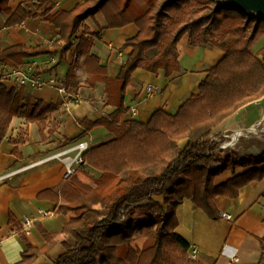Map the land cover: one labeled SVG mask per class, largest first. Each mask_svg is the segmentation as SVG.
<instances>
[{"label":"trees","instance_id":"16d2710c","mask_svg":"<svg viewBox=\"0 0 264 264\" xmlns=\"http://www.w3.org/2000/svg\"><path fill=\"white\" fill-rule=\"evenodd\" d=\"M8 1L0 0V12L8 15L6 26L38 17L57 28L59 38L49 45L15 44L0 49V65L17 67L25 58L43 54H57L58 61H63L82 18L92 9L101 12L109 27L134 23L138 28L125 40L124 46L131 50L113 78L90 53V39L81 35L75 45V54L84 55L86 83L95 87L103 82L105 104L114 109L93 121L78 120L83 132L64 138V142L79 138L96 125L104 126L114 138L87 148L82 153L85 166L76 167L60 187L64 203L58 211L65 217L61 229L64 251L49 264H200L187 256L188 244L174 230L178 202L187 198L208 217L216 218L219 214L213 198L217 194L236 196L238 188L264 175V151L244 157L221 154L213 140L217 125L264 95V46L256 53L250 51L257 32L264 29V19L216 6L213 0H144L145 9L136 0H83L70 10L53 13L50 5L45 8L48 0H40L34 11L19 5L11 11ZM184 34L190 44L218 46L224 51L200 81L198 92L182 102L174 114L157 109L145 123L120 122L131 73L136 68L154 73L163 70L168 77L178 71L176 43ZM150 48L157 50L147 57L145 52ZM72 77L70 65L64 87L72 84ZM57 106L41 100L30 104L25 101L22 85L7 88L0 82V142L13 116L23 117L26 125L35 123L44 141L54 131L47 119ZM26 135L27 127L12 143L25 142ZM180 140H186L183 146H179ZM13 152L20 155L17 149ZM247 165L259 167L214 184L217 174ZM155 195L162 196L165 208L152 199ZM151 208L164 215L157 222L144 223ZM262 222L264 225V217ZM145 227L150 229L149 244ZM44 236L46 247L36 249L26 242V250L14 264H31L52 242ZM67 236L73 239L72 245L64 241ZM259 244L257 264H264V233Z\"/></svg>","mask_w":264,"mask_h":264},{"label":"crops","instance_id":"0c3cea01","mask_svg":"<svg viewBox=\"0 0 264 264\" xmlns=\"http://www.w3.org/2000/svg\"><path fill=\"white\" fill-rule=\"evenodd\" d=\"M83 0H48L50 13L57 9L70 10ZM40 0H9L8 8L13 11L16 6L34 11ZM8 15L0 12V49L15 44L25 46L49 45L50 41L59 38L58 29L51 23L38 17H28L19 24L6 26ZM138 28L134 23L120 27H109L97 9H92L81 20L76 33L72 36V47L65 59L58 61V55H38L25 58L17 67L0 65V82L7 88H17V82L9 77L14 68L28 67L34 77L42 79L50 75L55 77L53 85L33 88L23 86L25 101L34 104L37 100L57 103V109L47 119L54 131L44 141L40 140L35 123L26 125L25 119L13 116L5 136L0 142V264H14L26 250V242L36 249L46 247L44 233L52 240L45 250L40 251L31 264H49L64 251L61 229L64 215L58 211L64 200L59 196V189L66 181L64 176V158L73 157V147L79 142L86 143L87 148L110 141L114 135L104 126L91 127L79 138L64 142V138L80 135L84 127L78 120L87 118L95 120L113 111V106L105 104L104 83L97 82L95 87L86 83L84 55L75 54V45L83 35L91 40L90 53L99 65L105 68L106 74L113 78L131 48L124 46L126 39L134 36ZM264 46V29H260L250 45L252 53ZM179 70L168 77L163 70L150 72L136 68L130 77L131 86L125 89L123 104L125 112L120 122L136 120L145 123L151 114L162 109L174 114L180 104L189 96L198 92L200 81L207 71L224 55V51L213 45L190 44L188 35L184 34L176 43ZM156 48L146 50L145 55L152 57ZM73 67V77L68 87L63 86L69 66ZM152 85V93L147 95L144 86ZM63 87V92L58 87ZM129 106L136 107V115L131 116ZM258 110L241 108L223 120L214 128L217 135L249 128L257 119ZM27 127L25 142L14 144L21 130ZM186 140H180L183 146ZM244 143L238 140L236 145ZM17 149L20 155L13 152ZM259 165L237 166L234 171L224 170L214 177V184L224 183L229 178L241 174ZM153 200L166 207L161 195ZM215 210L219 216L208 217L203 210L196 207L187 198H182L175 210V232L188 244L195 247L192 258L200 264H257L260 257L259 238L264 233V175L254 178L238 188L236 196L225 193L213 198ZM41 211L48 212L41 215ZM228 213L231 220L221 216ZM24 217H35L36 222L26 227ZM23 237L25 239H23ZM72 245L73 239L67 236L64 240Z\"/></svg>","mask_w":264,"mask_h":264},{"label":"water","instance_id":"95a60500","mask_svg":"<svg viewBox=\"0 0 264 264\" xmlns=\"http://www.w3.org/2000/svg\"><path fill=\"white\" fill-rule=\"evenodd\" d=\"M216 6L235 8L244 14L264 19V0H213ZM264 95L243 106L242 108H249L258 110L259 115L255 122L247 129L236 130L232 132H224L215 136L216 149L223 151L230 149V153L238 157L246 155L258 156L264 151V108L262 102ZM241 109V108H240ZM239 109V110H240ZM243 139L244 143L236 145L238 140ZM256 150L257 153H252Z\"/></svg>","mask_w":264,"mask_h":264},{"label":"built area","instance_id":"2783aa9c","mask_svg":"<svg viewBox=\"0 0 264 264\" xmlns=\"http://www.w3.org/2000/svg\"><path fill=\"white\" fill-rule=\"evenodd\" d=\"M53 42V40L50 41V43ZM9 77L17 82V84L20 86H27L30 85L33 88H41L45 85H53L55 83V77L53 75H50L46 79H42L40 77H34L32 72L29 71L28 67L23 68H14L10 74ZM58 90L63 92V87H58ZM144 90L147 95H150L152 93V85L146 84L144 86ZM129 112L131 116L136 115V107L135 106H129ZM215 141V137L213 138ZM87 149L86 143L79 142L73 147V150H75V154L73 157L66 156L64 160V176L67 177L68 175L72 174L74 172V169L78 166H85V161L82 158V153ZM48 212L41 211V215L45 216ZM221 216L227 220H231V216L228 213H222ZM36 222L35 217H24L22 224L24 227L33 224ZM194 251L195 247H189L188 248V256L192 259L194 257Z\"/></svg>","mask_w":264,"mask_h":264},{"label":"rangeland","instance_id":"374dc122","mask_svg":"<svg viewBox=\"0 0 264 264\" xmlns=\"http://www.w3.org/2000/svg\"><path fill=\"white\" fill-rule=\"evenodd\" d=\"M136 1L141 5V7L143 9L146 8V5H145L144 0H136ZM197 1H199V2H205L206 0H197ZM230 152H231L230 149H224L223 151H221V154H223V153H230ZM90 172L92 174H94V175L96 173V175H97V172H95V171L90 170ZM163 215H164L163 212L156 211L155 209L151 208V209H149V211L146 212V214H145V216L143 218V222L144 223H148L150 221H156L157 222L160 219V217H162ZM144 231L148 235L147 243L149 244L151 242L150 229L148 227H145ZM187 256H188V252H187Z\"/></svg>","mask_w":264,"mask_h":264},{"label":"bare ground","instance_id":"6f19581e","mask_svg":"<svg viewBox=\"0 0 264 264\" xmlns=\"http://www.w3.org/2000/svg\"><path fill=\"white\" fill-rule=\"evenodd\" d=\"M261 105H262V108H264V101L262 102ZM251 152L254 153V154L257 153L256 150H252Z\"/></svg>","mask_w":264,"mask_h":264}]
</instances>
